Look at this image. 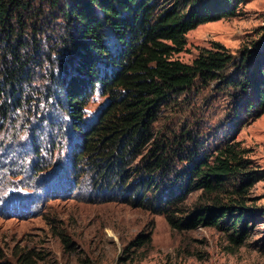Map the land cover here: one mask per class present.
<instances>
[{"label": "rangeland", "instance_id": "374dc122", "mask_svg": "<svg viewBox=\"0 0 264 264\" xmlns=\"http://www.w3.org/2000/svg\"><path fill=\"white\" fill-rule=\"evenodd\" d=\"M31 1L34 10L26 12V37L33 31L31 24L36 21L31 18L37 12L35 35L46 51L47 41L58 40L65 29L63 0H57L55 7L50 6L53 0ZM156 1L165 6L170 2ZM213 42L233 56L232 65L219 80L197 83L161 107L153 125L154 142L164 145L168 155L169 147L175 149L182 140V150L177 151L182 158L174 155L171 169L158 172L139 200L127 196L117 177L104 176L93 158L81 157L82 135L59 109L56 85L49 81V58L56 65L59 54L55 51L42 58L43 65L35 66L30 83L19 95L20 107L0 119V264H22V257L34 264H264V112L255 115L238 107L241 92L229 84L236 80L238 68H252L254 59L264 53V0H242L236 16L189 31L184 50L174 57L191 63ZM245 59L249 61L244 65ZM107 102L100 87L88 93L83 128L94 122ZM229 145L242 158V171L257 177L246 194L240 198L232 194L236 181L229 177L228 192L209 195L196 189L183 202L167 206L164 195L182 182L189 164L202 157L212 163ZM149 147L153 145L144 155ZM188 151L195 152L194 159ZM148 156L136 158L128 166L130 174ZM136 173L125 181L141 182ZM216 199L225 205H242L253 214L246 219L241 243L230 239L232 229L198 226L180 231L157 213L166 206L179 210L176 217H184L195 205ZM230 224L231 219L225 226ZM147 237L149 243L135 244Z\"/></svg>", "mask_w": 264, "mask_h": 264}, {"label": "trees", "instance_id": "16d2710c", "mask_svg": "<svg viewBox=\"0 0 264 264\" xmlns=\"http://www.w3.org/2000/svg\"><path fill=\"white\" fill-rule=\"evenodd\" d=\"M241 2L170 0L165 6L156 0H63L65 29L58 40L47 41L45 51L44 43L35 35L39 26L37 12L31 18L36 21L31 24V37H26V12L34 10L32 1L0 0V119L20 107L19 95L30 83L35 66L41 67L42 58L56 51L58 63L55 65L54 59L49 58V81L56 85L59 109L82 135L81 157L93 158L104 176L117 177L127 196H137L139 200L144 187L154 183L158 172L171 169L174 155L182 158L177 152L182 150V140L175 149L169 147L168 155L164 145L154 142L153 125L161 107L197 83L219 80L233 60L218 42L200 51L191 63L181 62L174 55L184 50L189 31L207 22L236 16ZM57 4L53 0L50 6ZM248 61L245 59L244 65ZM251 66L238 68L236 80L229 84L241 92V98L236 100L238 107L259 115L264 112V53ZM98 87L108 96V102L94 122L83 128L84 103L88 93ZM46 94L51 96L50 92ZM149 144L153 145L149 147V156L144 155ZM190 154L188 151V157L193 155L194 159L195 152ZM141 155L150 159L130 174L128 166ZM241 160L231 145L219 152L212 163L204 157L194 160L182 174V182L177 184L176 178L173 184L177 187L168 188L164 195L167 206L183 202L196 189L209 195L228 192L225 182L229 177L236 181L232 194L242 197L257 177L252 171H242ZM136 171L141 182H126ZM229 201L242 203L230 197ZM157 213L164 214L171 226L180 231L198 226L232 229L229 237L237 244L245 237L246 219L253 215L242 205H225L217 199L211 204L195 205L184 217H176L179 210H168L166 206L159 207ZM230 219L231 224L225 226ZM149 241L147 237L135 244L145 245ZM21 260L22 264H34L29 257Z\"/></svg>", "mask_w": 264, "mask_h": 264}]
</instances>
